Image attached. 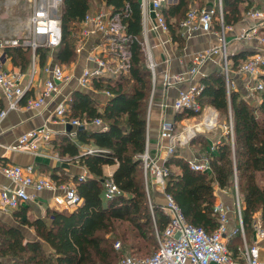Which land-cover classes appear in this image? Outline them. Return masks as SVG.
<instances>
[{"label": "trees", "instance_id": "1", "mask_svg": "<svg viewBox=\"0 0 264 264\" xmlns=\"http://www.w3.org/2000/svg\"><path fill=\"white\" fill-rule=\"evenodd\" d=\"M92 1L64 0L60 10L63 38L53 50L58 62L76 60L77 46L81 42L80 23L91 9ZM96 1L111 9L110 16L121 30L118 35L107 36V40L112 41L108 45L111 47L112 67H117L119 59L117 72L113 76L95 77L92 82L95 88L107 89L111 95L100 105L99 99L90 91L74 90L69 104L70 116L78 117L82 126H74V137L66 135L53 141L62 156L67 155L86 166L88 174L70 178L65 173L58 174L59 167L50 169L57 183L72 180L82 201L72 208H49L44 217L36 218L28 216L25 207H19L14 212L18 225L0 222V264H118L123 255H119L122 247H115L116 237L126 240L130 235L135 238L130 245L133 250L140 249L136 238L145 242L154 238L156 246L151 245L157 249L156 228L162 231L168 224L169 216L161 209V202L153 197V208L150 206L144 178L142 154L147 147L153 72L148 65L141 0ZM190 2L179 0L175 5H162L161 8L174 39L179 42L182 41L180 24L190 9ZM199 2V9H202L204 0ZM222 3L225 25L241 21L244 13L255 5L251 0H222ZM173 17L175 21H172ZM216 27L222 25L216 23ZM51 52L52 49L45 45L36 48L40 67H44ZM5 53L13 65L23 71L31 67V46H7ZM249 54L242 51L233 56L232 68L237 69ZM261 78L264 80V73ZM200 82L204 88L198 100L202 106H213L218 117L225 115L227 121L232 117L234 142L225 133L215 149L206 153L211 175L192 169L189 161L179 156L180 151L176 150L165 160L169 169L165 190L172 194L190 222L212 232L219 224L214 213L216 186L232 188L237 174L242 219L248 239L250 232L255 230L256 213L262 212L264 216V183L261 180L264 176V89L249 102L242 88L228 90L226 75L221 69L201 77ZM194 114L192 109L180 110L176 113V120ZM96 118H101L107 129L87 127V123ZM193 141L202 151H206L209 145L204 135L194 137ZM82 144H93L96 150L82 152ZM106 164L118 165L111 177L121 189L119 195L109 199L104 194L108 178L104 172ZM117 222L130 224L126 234L118 230ZM22 226L34 228L35 237H28ZM239 228L240 224L233 235L242 243ZM234 252L240 254L239 248Z\"/></svg>", "mask_w": 264, "mask_h": 264}, {"label": "built area", "instance_id": "2", "mask_svg": "<svg viewBox=\"0 0 264 264\" xmlns=\"http://www.w3.org/2000/svg\"><path fill=\"white\" fill-rule=\"evenodd\" d=\"M32 14L29 19V38L7 37L0 40V47L5 51L7 46L28 45L32 47L33 57L31 67L23 71L21 68H2L0 70V96L5 98L6 104L0 108V126L8 113L13 109L39 108L46 104L47 100L60 93L61 86L71 81L75 74L66 69L64 63H47L42 68L43 78L39 84L36 83L38 60L36 48L45 45L52 50L57 48L63 38V29L60 18V10L64 0H29ZM165 0H152V7L155 10L158 26L163 30H169L168 23L162 13V5ZM15 2H19L16 0ZM143 19L147 14V0H141ZM223 3L219 0V5L199 9L191 7L181 21V26L188 31H195L199 28L206 31L212 30L215 23H220L223 32L220 35L219 45L210 49L199 51L193 58L187 76L183 74L171 75L170 82L181 83L192 80L198 74L199 67L213 54L220 53L222 57V68L226 75L228 90L235 86L231 80L226 52V37L224 34L225 24L223 18ZM249 19L253 23L244 28L240 37L256 38L257 46L255 50L241 61L238 67V74H245L248 80L245 82L248 96H255L256 93L264 89V80L261 78L264 73V6L252 8L247 12ZM121 33L119 26L114 23L110 13L106 10L88 11L80 23L81 42L77 46V53L80 54L87 49V58L92 65L86 66L75 78L79 88L93 89V79L100 76H113L117 72V67L111 65L109 44L107 36ZM104 37L99 39L100 37ZM91 38L93 42L88 48ZM115 60V59H113ZM148 65L152 69L154 76L155 63L151 56L148 58ZM204 84L195 82L189 88L181 89L174 102L177 111L192 109L195 114H203L202 126L213 129L218 122L217 110L208 105L203 107L198 100L199 93L203 90ZM110 96L111 92L104 89ZM257 96V95H256ZM255 96V97H256ZM72 93L59 102L55 109V115L64 124L72 126L82 125L78 117H71L70 100ZM254 98V97H253ZM94 123L98 128L107 129V124L96 118L89 122ZM199 125L184 127L179 132L174 131L172 123H165L164 134L169 138L167 146L168 155L174 154L177 143L184 144L190 141L199 131ZM225 133L230 135L234 142V126L232 117L230 123L224 126ZM52 131L47 126L33 128L23 132L16 141L5 144L6 149L15 151H32L37 154H47L44 149L40 150L42 140L50 141ZM219 142V140H218ZM217 142L213 144L216 146ZM1 145V143H0ZM42 148V147H41ZM215 148V147H214ZM96 148H89L87 152L93 153ZM144 161V178L146 193L153 208L152 184L164 191L161 209L169 216V221L165 229L159 231L156 228L157 249L148 256L135 254H124L118 264H264L260 258V247L257 242L250 243L246 238L245 227L242 219L241 199L238 192V177L234 176L236 186V207L239 219V231L242 234L243 242L239 247L240 254H236L228 246L227 236L229 235V213L230 207L224 201H215L214 213L219 218L217 228L212 232H207L204 228L190 222L181 210L180 206L171 193L165 190L169 169L164 163H158L150 155L149 151L142 154ZM192 169L208 172L211 170L209 157L188 159ZM0 171L11 180L12 185L0 181V201L4 207L18 209L36 198L38 193L44 190H53L55 193L48 199L50 206L56 209L72 208L81 203L82 198L73 184L57 183L49 176L37 173L33 164L5 163L1 165ZM84 177V174L80 175ZM60 190L59 192H57ZM121 193V189L110 176L105 180V197L112 198ZM153 212V211H152ZM254 231L260 238L264 237V216L263 213L255 218ZM237 231L234 229L233 234ZM115 247L120 249L121 242L117 241Z\"/></svg>", "mask_w": 264, "mask_h": 264}, {"label": "crops", "instance_id": "3", "mask_svg": "<svg viewBox=\"0 0 264 264\" xmlns=\"http://www.w3.org/2000/svg\"><path fill=\"white\" fill-rule=\"evenodd\" d=\"M179 0H165L163 2L164 6H171L178 3ZM255 3L254 6L250 7H263L264 0H251ZM93 3H97L96 0L92 1V7L89 11H97L94 8ZM101 5L100 3H97ZM147 14L145 19H143V33L145 37V46L149 55L151 56L153 62L155 63L154 76H153V89L150 97L148 117H147V147L150 155L158 163H164L168 160L171 155L167 153V146L169 144V138L163 133V126L165 123H172L174 125V131L179 132L184 127H191L195 124L199 125L198 134L203 135L209 141V145L206 147V151H202L198 143L194 142V137L187 143L180 144L177 143L176 150H179V156L184 157L186 160L190 158H201L202 156H207L210 151L214 150L216 146L214 143L220 141L222 136L225 134V129L220 132H216V129H207L202 126L203 114L192 115L189 117H184L181 120H176V113L178 112L174 108V102L177 95L181 89L189 88L195 82H200L201 77L208 75L214 70L223 69L222 67V57L220 53L213 54L210 56L198 70V74L195 79H190L187 81H182L181 83L170 82V76L173 74H183L187 76L190 67L193 64L194 56L199 52L206 49H210L215 45L220 43V35L223 32V27L217 28L216 23L212 30L206 31L204 29H197L195 31H188L185 27H180L182 41L174 39L172 32L169 30L161 29L157 24L155 10L152 7V0H147ZM219 5V0H204L202 8H209ZM102 10H106L111 14V9L106 5H101ZM197 7L200 8L199 0H191L190 8ZM249 9V10H250ZM248 10V11H249ZM244 13V17L241 21L236 24L225 25L224 34L226 37V52L228 55V64L231 80L235 82L234 89L242 88L246 95L245 83L248 80L247 75L238 74V68L233 69V56L238 55L242 51H248L252 53L257 46L256 38H243L240 37L244 28L250 26L253 21L248 18L247 12ZM175 17L172 21H175ZM181 25V24H180ZM1 40V39H0ZM94 38H91L88 43V48L93 42ZM87 49L82 53L78 54L76 60H74L70 65L64 63L66 69L75 74V77L66 84L61 86L60 93L50 97L46 104L39 108H27L22 106L20 109L11 110L7 117L4 119L0 126V167L5 163H18V164H33L36 167L37 173L43 176H49L52 178L50 169L59 167L58 174L65 173L72 178L74 175H87L88 170L86 166L80 165L77 160H72L69 156H62L58 149L54 147L53 141L60 137L68 135L69 137L75 136L74 126L71 130L67 129V124L62 123L55 115V109L60 101L65 99L74 90L80 89L78 87V81L75 79L82 70L88 66L92 65L87 58ZM244 60V59H243ZM58 62L55 56V51L52 50L50 53L47 63ZM60 63V62H59ZM2 68H18L14 66L11 59L6 55L4 49L0 47V70ZM20 68V67H19ZM239 75L246 76L247 78L240 81ZM43 78L42 67L37 66V77L36 83L39 84ZM250 78V77H249ZM247 79V80H246ZM244 81V82H243ZM84 89V88H82ZM84 90L90 91L94 96L99 99L100 105H103L109 96L104 92V89L95 88L93 89L85 88ZM3 106L6 104L5 98L0 96ZM253 101V99H250ZM250 101V102H251ZM208 106V105H206ZM203 106V107H206ZM197 121V123H196ZM42 126H47L52 131V139L50 141L43 142L42 148H45V152L41 151L42 154H37L32 151H15L6 149L5 144H10L25 131L39 128ZM82 126V125H81ZM87 127L97 128L98 126L94 123H87ZM100 129V128H99ZM201 129V131H200ZM214 132V134H211ZM211 134V135H210ZM82 152H87L89 148H96L93 144L80 145ZM70 159V160H68ZM63 163L68 164V166H63ZM117 164H106L104 165V172L107 177L112 176ZM209 175L212 174V168L207 172ZM0 181L5 184L12 185L11 180L8 179L0 171ZM67 184H74L71 181L62 182ZM58 190L57 192H59ZM152 199L155 197L160 202L163 201L164 191L152 184L151 186ZM55 193L53 190H44L38 193L35 199L30 200L29 203L23 205L27 209V215L36 218L44 217L47 214L49 208H53L49 205L48 199ZM233 196V189H222L216 186V201H224L230 207L229 213V232L227 236V241L229 248L236 251L242 243L236 239L233 235L234 229L239 224L237 207H236V217L232 215V202L230 201L231 195ZM236 197V193H235ZM236 204V202H235ZM17 209L6 208L2 205L0 201V222L12 225H18V220L15 219L14 212ZM262 212H258L255 218L261 215ZM25 233H28V237H35V230L32 227L22 226ZM250 243L257 242L260 247V258L264 260V237L260 238L256 235L255 231H251L247 239ZM8 263L9 261H5ZM215 264V263H212Z\"/></svg>", "mask_w": 264, "mask_h": 264}, {"label": "rangeland", "instance_id": "4", "mask_svg": "<svg viewBox=\"0 0 264 264\" xmlns=\"http://www.w3.org/2000/svg\"><path fill=\"white\" fill-rule=\"evenodd\" d=\"M15 1L16 0H0V39L7 38V37H17V36L23 37V38H26V37L29 38L28 25H29L30 16L32 14V9L30 8V1L29 0H19V2H15ZM93 5H94V8L97 9V11L102 10L101 5H99L97 3H93ZM67 65H70V63H67ZM221 70L223 71V69H221ZM239 78L241 81L242 79H245L247 77L239 75ZM256 95H258V93H256ZM255 96H248L246 93V98L249 102L251 101L250 99H255L256 98ZM194 115H200V113H197ZM230 119H231V116H230ZM196 123H197V121H196ZM227 123H230V120L227 121L225 115H223V116L221 115V117L219 116L217 125L214 128V129H216L215 131L216 132L223 131L224 126ZM200 131H201V129H200ZM202 134L205 135V133H202ZM211 134H214V132H212ZM198 135L200 136L201 134H198ZM261 180L264 183V176H263V178H261ZM231 189H233V196L230 194L231 197H229V198H230V201L232 202V209H233L232 215H234V217H236L235 211H236L237 205L235 204V202H236V197H235L236 186H235V184ZM238 192H239V190H238ZM117 225H118V230L121 233L126 234L128 232V230H129L128 226H130L129 223L117 222ZM26 235H28V233H26ZM127 238L128 239H126V240L121 238L120 236L115 238V242L121 241V245H122V248L120 249L119 255H124V254L150 255L156 250V247L154 248L151 245V244H155L154 246H156V240L154 238L151 239L150 242H145L143 239H141L139 237L136 238V242L140 243L139 244L140 245L139 250L137 248L135 250L130 248L131 242H133L135 238H132L130 235H129V237L127 236ZM124 240L126 241L127 244L125 243Z\"/></svg>", "mask_w": 264, "mask_h": 264}, {"label": "water", "instance_id": "5", "mask_svg": "<svg viewBox=\"0 0 264 264\" xmlns=\"http://www.w3.org/2000/svg\"><path fill=\"white\" fill-rule=\"evenodd\" d=\"M72 128H73L72 124L68 123V124H67V129H68V130H71ZM63 166H68V164L63 163Z\"/></svg>", "mask_w": 264, "mask_h": 264}]
</instances>
